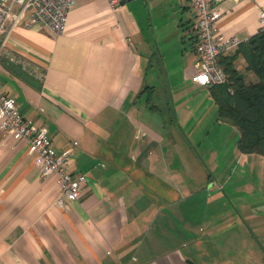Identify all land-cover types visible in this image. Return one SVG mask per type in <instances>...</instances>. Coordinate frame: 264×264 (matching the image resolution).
<instances>
[{
    "label": "crops",
    "instance_id": "crops-1",
    "mask_svg": "<svg viewBox=\"0 0 264 264\" xmlns=\"http://www.w3.org/2000/svg\"><path fill=\"white\" fill-rule=\"evenodd\" d=\"M150 2L75 0L61 32L8 21L0 91L56 149L76 142L67 167L81 194L58 205L56 174L41 176L0 121V264H264V178L250 177L256 154L192 80L194 8L175 0L180 15L163 24ZM214 7L219 35L259 31L264 0Z\"/></svg>",
    "mask_w": 264,
    "mask_h": 264
},
{
    "label": "built area",
    "instance_id": "built-area-1",
    "mask_svg": "<svg viewBox=\"0 0 264 264\" xmlns=\"http://www.w3.org/2000/svg\"><path fill=\"white\" fill-rule=\"evenodd\" d=\"M75 0H0V58L6 53L8 21L12 24L43 22L54 32H61L67 14ZM112 6L121 0H108ZM222 0H190L194 8V30L196 51L199 55L197 72L192 80L209 87L223 83L227 75L219 63L220 56L236 49L242 41L238 36H223L217 31L219 10L215 2ZM264 30V9L259 11V31ZM18 62L17 59H12ZM26 65V61L22 62ZM32 70L41 75L40 68ZM0 121L5 136H21L28 143V151L34 157L41 176L56 174L61 196L57 204L66 207L67 202L77 200L81 194V178L74 177L68 170L67 158L73 151L72 142L63 149H56L50 141L47 126L36 125L19 112L13 96L0 91Z\"/></svg>",
    "mask_w": 264,
    "mask_h": 264
},
{
    "label": "trees",
    "instance_id": "trees-1",
    "mask_svg": "<svg viewBox=\"0 0 264 264\" xmlns=\"http://www.w3.org/2000/svg\"><path fill=\"white\" fill-rule=\"evenodd\" d=\"M233 51L220 56L227 79L209 86L210 95L217 105L218 119L239 130L238 149L264 156V30L242 40ZM238 56L243 57L245 70L257 76L256 81L247 80L236 66ZM149 89L152 87L146 85L141 92Z\"/></svg>",
    "mask_w": 264,
    "mask_h": 264
},
{
    "label": "rangeland",
    "instance_id": "rangeland-1",
    "mask_svg": "<svg viewBox=\"0 0 264 264\" xmlns=\"http://www.w3.org/2000/svg\"><path fill=\"white\" fill-rule=\"evenodd\" d=\"M135 3L138 2L139 5H137V12H139L141 10L142 4L145 3V1L147 0H131ZM150 4H152L153 8H152V13L155 17H159L160 21L165 24V20L172 18L175 15V19L177 18V16L180 15V11L178 14V10H177V4L175 2V0H151ZM140 6V7H139ZM159 21V22H160ZM188 36V35H187ZM189 38V37H188ZM217 134H212L209 139L212 141V139L215 138ZM227 135H229L227 133ZM199 138H203L205 137V134L201 133L199 135ZM232 133L229 135V141L232 140ZM199 142V141H197ZM237 142V141H236ZM223 153H224V158H226L227 163L229 164L228 159L233 160L234 156L233 155V151H232V147H227V148H222ZM247 154H252V153H247ZM256 161L254 162V164L247 162V166H249V174L250 177H252V175H261L264 178V156L254 153ZM228 158V159H227ZM263 187V186H261Z\"/></svg>",
    "mask_w": 264,
    "mask_h": 264
}]
</instances>
